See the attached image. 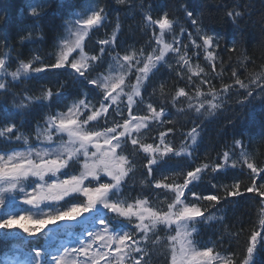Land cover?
<instances>
[{
    "label": "trees",
    "instance_id": "16d2710c",
    "mask_svg": "<svg viewBox=\"0 0 264 264\" xmlns=\"http://www.w3.org/2000/svg\"><path fill=\"white\" fill-rule=\"evenodd\" d=\"M32 1L0 0V121L19 102L28 104L20 123L75 102L88 105L82 119L101 103L104 124L137 117L147 126L142 137L161 148L158 160L168 156L150 176L147 158L128 151L137 171L131 187L150 191L161 209L174 193L159 182L189 183L205 219L187 229L196 254L215 264H264V0H66L35 18L26 14ZM88 10L102 23L78 59H98L78 73L63 63L62 42ZM203 29L217 37L210 50ZM145 252L144 264L167 263L165 242L153 238Z\"/></svg>",
    "mask_w": 264,
    "mask_h": 264
},
{
    "label": "rangeland",
    "instance_id": "374dc122",
    "mask_svg": "<svg viewBox=\"0 0 264 264\" xmlns=\"http://www.w3.org/2000/svg\"><path fill=\"white\" fill-rule=\"evenodd\" d=\"M40 1V6H39V9L43 8L44 4L46 3V0H33L31 4L29 5H34L35 3H38ZM71 31V30H70ZM19 222L16 220V219H10L2 224H0V230H2V226L3 225H6L7 227H10V228H15L16 225L19 226L18 224ZM16 224V225H15ZM25 228V227H24ZM11 233V232H10Z\"/></svg>",
    "mask_w": 264,
    "mask_h": 264
},
{
    "label": "bare ground",
    "instance_id": "6f19581e",
    "mask_svg": "<svg viewBox=\"0 0 264 264\" xmlns=\"http://www.w3.org/2000/svg\"><path fill=\"white\" fill-rule=\"evenodd\" d=\"M23 3V2H22ZM200 29H202V26H200ZM203 31H204V29H203ZM110 252L112 253V254H118L119 253V250H115L114 248H112L111 250H110Z\"/></svg>",
    "mask_w": 264,
    "mask_h": 264
}]
</instances>
